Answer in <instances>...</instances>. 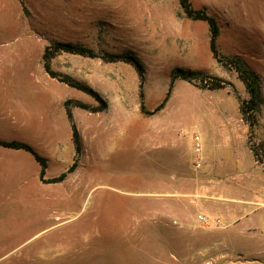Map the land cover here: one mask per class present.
I'll list each match as a JSON object with an SVG mask.
<instances>
[{
	"label": "rangeland",
	"instance_id": "rangeland-1",
	"mask_svg": "<svg viewBox=\"0 0 264 264\" xmlns=\"http://www.w3.org/2000/svg\"><path fill=\"white\" fill-rule=\"evenodd\" d=\"M189 1L216 17L221 57L246 62L264 94V0ZM210 39L208 24L188 18L180 0H0V139L30 146L47 157L49 174L65 175L42 194L35 193L33 178L29 185L0 180V264H202L222 256L264 263L263 241L248 246L247 232L227 234L233 225L221 209L222 201L239 197L246 215L252 208L246 201L258 188L223 175L220 214L213 215L196 205L202 197L189 196L188 184L178 181L174 196L164 184L202 172L203 151L197 168L193 137L206 120L224 116L231 125H247L255 166L264 170V105L255 126L256 156L240 109L249 94L236 70L213 58ZM57 43L92 56L55 52ZM46 49L55 52L50 68L100 99L52 79ZM129 57L143 66V78ZM177 68L194 72L191 81L176 80L165 107L149 114L164 101ZM217 80L224 87L211 89ZM72 123L79 154L67 141ZM55 129L60 144L57 137L50 146ZM179 161L188 171L173 169ZM182 232L192 233L184 235L188 246L175 244Z\"/></svg>",
	"mask_w": 264,
	"mask_h": 264
},
{
	"label": "crops",
	"instance_id": "crops-1",
	"mask_svg": "<svg viewBox=\"0 0 264 264\" xmlns=\"http://www.w3.org/2000/svg\"><path fill=\"white\" fill-rule=\"evenodd\" d=\"M51 69L54 72H58L53 64ZM204 123L205 124L201 126L202 133L196 134L201 137L203 144L204 167L202 168V172H195L192 177H189V174L180 175L181 177L177 178V183L173 185H167L164 183L167 188V195H176L178 192L175 190V186L180 185L178 184V181H183V186H187L188 184L190 188L192 187V190L189 191V196L203 198L195 200L194 202L196 205L205 208L207 212L212 213L213 215H218L220 213H218L217 209L220 205L218 204L219 200L217 199H220V196L218 197L219 192L217 190H219V187L222 184L221 179L223 175L230 174L229 176L233 177L232 179L236 177L240 184H245L246 182L248 186L251 185L254 188H258L255 189L251 198L246 201L249 202L250 207H252L246 215H244V200L239 197H236L235 199L232 198L231 200L233 202L231 203L222 201L225 206H222L221 209L222 214L225 215L233 225V229L226 232L227 234L229 233L231 236L241 238V236L247 232V240L250 241L248 246L259 245L257 243L258 240L263 241L264 244V170L255 166L254 157L251 155L252 153L247 142L248 127L246 124L241 126L231 125V120L226 116L221 117L216 121L206 120ZM73 124L74 123H72V127ZM60 133V131L55 129L48 135L50 146L57 143V137H59L58 142L60 144L62 136ZM196 135H194V137ZM72 140L74 142L72 136H69L67 141L70 142ZM58 155L56 157H58ZM40 156L43 157L42 155ZM242 156L249 157L253 161L250 163H244L241 160ZM43 158L47 160V157ZM176 163L178 166L173 164V169L176 172L181 170L188 171L184 162L179 161ZM229 171L237 173L231 174ZM41 172L42 166L36 161L35 157L30 152L23 149L16 150L0 146V180L2 185L11 186L19 182L28 183L29 185L33 178L32 183H35L36 186L35 193L40 192L42 194V187L47 185L55 186L58 183L65 181L62 180L57 183L45 182L49 179L59 178L57 173L49 174L50 169L48 160L43 178L41 177ZM241 172H243V175ZM260 210H263V212ZM188 234L192 233L186 234L185 232H182L181 235L183 238H178V240H176V246H188L189 243L184 237V235Z\"/></svg>",
	"mask_w": 264,
	"mask_h": 264
},
{
	"label": "trees",
	"instance_id": "trees-1",
	"mask_svg": "<svg viewBox=\"0 0 264 264\" xmlns=\"http://www.w3.org/2000/svg\"><path fill=\"white\" fill-rule=\"evenodd\" d=\"M180 3H181V7L185 15L188 18L195 20V21H202L208 24L209 30L211 32L210 50L213 55V58L218 63H221L223 65H226L227 67H231L234 70H236V72L239 75V78L244 83L245 88L249 94V98L248 100H244L240 102V109H241V113H242L244 120L249 124V144L251 145L252 151L257 156L258 154H257V150L255 149L256 147L253 144V139L255 135V126L257 125V121H258V115L261 111L262 106L264 105V94L262 90V83H261L260 76L255 71H253L246 64V62H244L242 59H240L237 56L231 57V58L221 57L218 51V48H217V39L220 35V27H219L216 17H214L213 15H210L205 10L195 11L192 8L189 0H180ZM60 50L64 52L72 53V54H80V55L89 56V57L92 56L88 50L81 49L77 46L65 44V43L56 44L54 51L58 52ZM54 53H49V49H46V52L43 56V60L45 62V69L48 72V74L52 78L58 79L59 81L69 85L72 88L84 91L85 93H88L90 95H96V97L100 99L99 96L95 94V92L92 89H90L88 86L80 84L78 81H76L72 77H69V76L64 77L61 74L54 72L47 63V59ZM225 60H226V63H224ZM127 62L135 64L140 77L143 78V66L137 61V59L134 57H129L127 59ZM193 74L194 72L185 71L179 68L175 69L172 74L171 85L169 87L167 96L165 97L164 101L154 110V112H149V114L154 115L165 107L171 95L173 84L175 83L176 80L182 79V80L191 81V76ZM224 84L225 83L222 82L221 80H217L214 84H212L211 89L223 88ZM140 97L141 99H143V92L140 93ZM66 104L71 105L72 102L68 101L66 102ZM75 105L86 109V106H84L83 104L75 103ZM103 105L105 109L107 107V104L103 102ZM141 110L143 113H145V107H144L143 102L141 105ZM69 117H70V120L73 121V117L71 113L69 114ZM73 139H74V143L76 146V152L79 154L81 152V142L79 139L77 129L74 124H73ZM0 146L5 147V148H10V149H16V150L23 149L33 154L36 161L40 163V165L42 166L41 177L43 178L44 173H45V168L47 167V160L41 157L40 155H38L30 146L24 143H21V142H16V141L9 142V141L1 140V139H0ZM261 147L263 149L264 144H261ZM75 167H76V164H74L69 169V172L74 171ZM64 177L65 175L61 176L59 180H63Z\"/></svg>",
	"mask_w": 264,
	"mask_h": 264
},
{
	"label": "built area",
	"instance_id": "built-area-1",
	"mask_svg": "<svg viewBox=\"0 0 264 264\" xmlns=\"http://www.w3.org/2000/svg\"><path fill=\"white\" fill-rule=\"evenodd\" d=\"M194 153L196 155V167L201 168L202 166V151H203V144H202V139L200 136L196 135L194 137V146H193ZM202 221L206 222V219L201 217ZM203 264H259L258 262L250 261V260H237V261H229L226 260L225 257H221L219 259H210V260H205Z\"/></svg>",
	"mask_w": 264,
	"mask_h": 264
}]
</instances>
